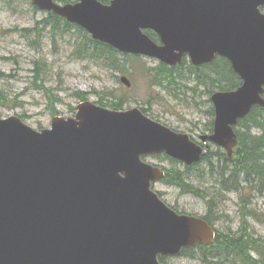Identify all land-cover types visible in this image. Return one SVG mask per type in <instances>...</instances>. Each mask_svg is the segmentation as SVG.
Returning a JSON list of instances; mask_svg holds the SVG:
<instances>
[{
  "label": "water",
  "instance_id": "95a60500",
  "mask_svg": "<svg viewBox=\"0 0 264 264\" xmlns=\"http://www.w3.org/2000/svg\"><path fill=\"white\" fill-rule=\"evenodd\" d=\"M33 2L97 40L169 65L186 54L195 65L228 58L244 84L213 96L210 140L230 156L237 145L233 126L254 106L264 107V0ZM142 29L155 31L163 46ZM161 151L188 164L203 155L188 137L137 110L86 103L77 119L55 118L53 130L42 133L17 117L0 120V264H159V254L211 243L205 221L178 215L151 193L161 173L140 157Z\"/></svg>",
  "mask_w": 264,
  "mask_h": 264
},
{
  "label": "rangeland",
  "instance_id": "374dc122",
  "mask_svg": "<svg viewBox=\"0 0 264 264\" xmlns=\"http://www.w3.org/2000/svg\"><path fill=\"white\" fill-rule=\"evenodd\" d=\"M14 1L15 4L12 0H0V74L4 75L0 78V92L4 96V103L3 101L0 103V117L18 115L35 129L49 128L53 117L51 105L59 115L71 116L73 109L79 104L75 93L83 92L86 96L95 93L89 95V99L95 102L99 96L110 97L115 94L117 97H126L128 101L126 109L147 108L154 119L179 132L194 137L204 134L205 127L211 121V117L207 115L211 110V104L206 96L199 98L189 91L188 103L177 102L174 98H170V94L163 88L153 86L145 69L157 64L153 60L140 59L127 65V68L134 73L133 77H129L133 87L127 89L120 83V74L96 67L91 62L76 59L73 55L76 47L74 42L70 44L68 39H61L59 36L52 38L48 32H44L38 39L39 48L34 49L28 42L31 39H26V34L22 30L32 28L35 25L34 20L41 18L45 30L54 31V28L44 26L43 22L48 15L34 13L28 0ZM9 5L16 7L17 11H10ZM69 30L68 26L61 23L56 32ZM221 68L229 72L224 63L217 62L215 69ZM33 70H36V73ZM220 77L222 76L218 78ZM210 81L216 86L212 79ZM186 82L188 81L178 80L176 87L181 88ZM206 83L208 82L203 81L199 84ZM47 94L53 100H50ZM255 133L260 134V131L254 129L253 134ZM216 150V147L212 148L213 153H220ZM212 158L215 163L213 175L209 173L208 164L192 170L196 177L200 176V171H207L204 178L208 182L205 184L196 182L200 192L190 195L165 185H158V189L162 191L166 202L180 212L201 216L208 214L213 219H218L216 226L222 230L220 242L230 237L234 243H238L236 241H241L243 238L245 241L250 238L263 243L264 194L253 188L242 187L238 194L225 191L221 197L218 191L220 188L218 178L225 182L230 175L223 177L219 172L225 164L219 163L220 156L213 155ZM151 161L166 168L170 167L169 162H161L153 158ZM216 193L217 195L220 193V197L216 198ZM250 211L262 221H258ZM198 252L199 250L196 251L194 258H168L167 264H208ZM211 264L243 263L236 262L235 258H229L224 261L213 259Z\"/></svg>",
  "mask_w": 264,
  "mask_h": 264
},
{
  "label": "trees",
  "instance_id": "16d2710c",
  "mask_svg": "<svg viewBox=\"0 0 264 264\" xmlns=\"http://www.w3.org/2000/svg\"><path fill=\"white\" fill-rule=\"evenodd\" d=\"M64 2H70L71 0H62ZM103 2H108L109 0H102ZM46 23H53L54 32L59 29V25L61 24V20L55 17L47 20ZM81 37V48L84 50V53L81 54L83 57L95 61L97 63H101L104 67L111 69L117 72H125V62L119 58V53L112 49L111 47L93 41L87 34L82 32V30L78 31ZM153 38H156L155 35L151 34ZM185 64L181 67H175L173 69H169L163 65L158 66L156 69L152 70V75L156 79L157 84L167 83L168 85L177 86V81L181 80L182 76H185L181 70H183ZM169 70V75L162 79L163 75L161 71ZM192 70L194 68L192 67ZM193 72V71H192ZM214 72V83L216 87H220V89L231 90L237 87L240 84V79L233 72H228L227 70H215ZM219 76H222L218 78ZM210 77V76H209ZM205 78V77H204ZM204 78H199V82L203 83ZM211 78V77H210ZM169 81V83L167 82ZM177 83V84H176ZM3 98V97H2ZM1 98V99H2ZM80 99H84L83 96H79ZM3 100V99H2ZM103 105V104H102ZM105 106L111 107L112 109L121 110L124 106V102H112L108 103ZM241 130L246 128V132L242 133L239 130V139L240 145L236 152V157L234 160L230 161L226 155L222 154L232 166L233 171L238 175L233 177L231 180V185H228L226 189L229 191L239 190V185H235L236 181L239 179H245L247 182V186H251L252 188H256L261 193L264 192V109L263 108H255L252 113L239 124ZM252 129H258L260 134L255 133V135L251 132ZM211 156H208L205 160L209 162L210 171L213 172V160ZM182 175V174H178ZM220 192H224V182L222 179H219ZM174 183L177 185H185V181L181 176H175ZM235 186H234V185ZM234 186V187H232ZM189 187V186H185ZM194 189V188H191ZM189 189L190 193H196L195 190ZM251 213V211H250ZM252 214V213H251ZM206 219L211 223L208 217ZM220 233L217 237V240L213 246H199L198 250L202 256L201 258L205 263L211 264L213 259H218L220 261H224L229 258H235L236 260L241 261L243 264H264V245L257 239L243 238L244 236H240L243 239L241 241H236L238 243H234V240L230 237L223 239L220 242ZM196 250V251H198ZM195 253V249L190 251H185V253ZM196 255V254H195Z\"/></svg>",
  "mask_w": 264,
  "mask_h": 264
},
{
  "label": "bare ground",
  "instance_id": "6f19581e",
  "mask_svg": "<svg viewBox=\"0 0 264 264\" xmlns=\"http://www.w3.org/2000/svg\"><path fill=\"white\" fill-rule=\"evenodd\" d=\"M51 18H53V16H51V15H48V17H47V19H45L44 20V22H43V24H44V26H52L53 28H54V25H53V23H46V21L47 20H50ZM61 23H63V21L61 20ZM64 24V23H63ZM67 26V25H66ZM205 76H202V78H204ZM208 78H210V77H205L204 78V80L205 81H208ZM215 79V77H211L210 79H212L213 81H214V79ZM198 83H200L199 82V80H198ZM201 84V83H200ZM246 128H244V129H242L241 130V132L242 133H245L246 132ZM253 130L254 129H252V133H253ZM213 155H218V156H220V162L219 163H225L224 164V167H222L220 170H219V172L221 173V175L224 177V176H227V175H230V177L228 178V180L227 181H225L224 182V187H225V190H223L224 192L225 191H229L228 189H226V187L228 186V185H231V180H232V178L233 177H236V176H238L234 171H233V169H232V166L231 165H229L230 164V162L221 154V153H212V156ZM213 166L215 167V163H213ZM214 167H213V170H214ZM244 183H247L246 181H245V179H239L238 178V181H236V183H235V185H244ZM234 185V184H233ZM234 185V186H235ZM234 186H232V187H234ZM230 192V191H229ZM205 195V194H204ZM207 195V194H206ZM216 195H217V193H216ZM218 197H220V193L216 196V198H218ZM252 215V214H251ZM220 237V236H219ZM198 250V249H197ZM236 262H241V261H239V260H236ZM242 263V262H241Z\"/></svg>",
  "mask_w": 264,
  "mask_h": 264
},
{
  "label": "flooded vegetation",
  "instance_id": "af4514ba",
  "mask_svg": "<svg viewBox=\"0 0 264 264\" xmlns=\"http://www.w3.org/2000/svg\"><path fill=\"white\" fill-rule=\"evenodd\" d=\"M209 80H210V78H208ZM205 81V80H204ZM206 82H208V81H206Z\"/></svg>",
  "mask_w": 264,
  "mask_h": 264
}]
</instances>
